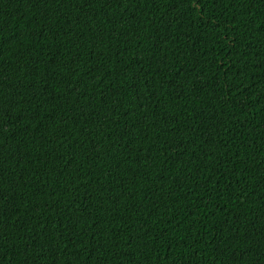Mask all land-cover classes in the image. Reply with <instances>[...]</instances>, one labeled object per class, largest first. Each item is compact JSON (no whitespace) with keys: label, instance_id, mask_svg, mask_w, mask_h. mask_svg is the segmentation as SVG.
Instances as JSON below:
<instances>
[{"label":"trees","instance_id":"16d2710c","mask_svg":"<svg viewBox=\"0 0 264 264\" xmlns=\"http://www.w3.org/2000/svg\"><path fill=\"white\" fill-rule=\"evenodd\" d=\"M0 264H264V0H0Z\"/></svg>","mask_w":264,"mask_h":264}]
</instances>
